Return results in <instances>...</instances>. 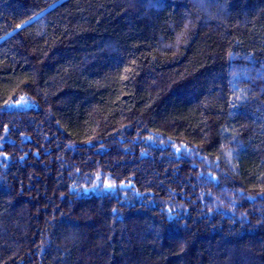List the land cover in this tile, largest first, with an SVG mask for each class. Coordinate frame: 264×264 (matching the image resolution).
Returning <instances> with one entry per match:
<instances>
[{
  "label": "trees",
  "instance_id": "obj_1",
  "mask_svg": "<svg viewBox=\"0 0 264 264\" xmlns=\"http://www.w3.org/2000/svg\"><path fill=\"white\" fill-rule=\"evenodd\" d=\"M0 264H264V0H0Z\"/></svg>",
  "mask_w": 264,
  "mask_h": 264
}]
</instances>
